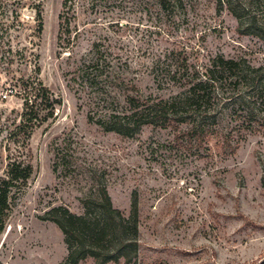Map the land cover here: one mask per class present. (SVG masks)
Masks as SVG:
<instances>
[{
	"label": "rangeland",
	"instance_id": "374dc122",
	"mask_svg": "<svg viewBox=\"0 0 264 264\" xmlns=\"http://www.w3.org/2000/svg\"><path fill=\"white\" fill-rule=\"evenodd\" d=\"M198 1L164 13L155 0H74L67 9L65 0H44L41 35L31 11L23 12L28 27L13 45L28 51L24 61L15 57L9 69H0V115L19 121L23 111L13 74L39 79L60 104L29 141L34 173L11 203L0 234V264H64V236L46 214L63 206L83 215L85 201L96 200L102 187L125 217L133 196L139 199L135 264L264 262V92L253 87L264 72V37L253 29L243 34L252 25L250 12L239 19L227 9L219 12L214 0ZM95 44L111 62L110 72L157 99L181 89L155 78L158 57L171 55L179 69L187 63L191 70L218 56L240 63L223 90L231 99L213 109L217 123L210 125V139L197 145L183 134L185 126H146L125 138L91 121L92 99L80 73ZM238 75L247 81L236 84ZM123 102L114 109L122 111ZM6 137L0 134L3 147ZM4 149L0 178L9 163Z\"/></svg>",
	"mask_w": 264,
	"mask_h": 264
},
{
	"label": "trees",
	"instance_id": "16d2710c",
	"mask_svg": "<svg viewBox=\"0 0 264 264\" xmlns=\"http://www.w3.org/2000/svg\"><path fill=\"white\" fill-rule=\"evenodd\" d=\"M43 1L0 0V69H9L15 57L23 61L26 58L27 48L19 45L16 49L13 45L28 27V19L23 15L25 10L33 14L37 35L43 33ZM73 1L65 0L64 8H71L72 5L68 4ZM191 1L198 0H155L164 13L179 11V7L183 9L184 5H191ZM214 1L219 6V12L227 9L235 18L240 19L250 12L252 25L243 34H253L249 33L253 29L256 35L264 37V23L259 20L263 0L246 3L245 0ZM94 47L93 56L83 62L80 73L92 99L91 121L97 120L106 132L125 138L135 137L146 126L162 129L185 126L187 129L182 131L183 134L189 139L195 138L197 145L210 139L213 135L211 126L217 123V110L213 109L216 103L221 109L231 99L226 98L223 90L231 76L238 73L240 63L218 56L203 67L191 70L187 63L179 69V62L171 55L158 57L153 64L155 78L161 85L174 83L179 84L181 89L169 99H157L143 97L135 85L126 84L129 81L122 73L110 72L111 62L98 45ZM247 68L254 70L250 66ZM36 70L40 71L39 68ZM259 76L253 79V87L263 93L264 72ZM244 81L247 79L243 75L235 79L236 84ZM11 84L23 101V111L19 121L0 115V134H7L8 143V147H3L0 141V152L5 148L10 154L6 177L0 178V234L6 228L12 201L17 200L28 187L34 173L26 156L29 141L37 128L54 117L56 106L60 104L59 99L39 79L17 78L13 74ZM121 94L124 102L119 98ZM121 102L125 105L122 111L114 109ZM13 145L16 148L11 153ZM84 208L83 215H76L63 206L54 207L46 214V220L55 224L64 236L68 250L64 264H81L90 259L94 264H120L122 261L124 264H135L140 247L137 195L133 196L129 217L115 209L104 187L100 188L96 200L85 201Z\"/></svg>",
	"mask_w": 264,
	"mask_h": 264
}]
</instances>
